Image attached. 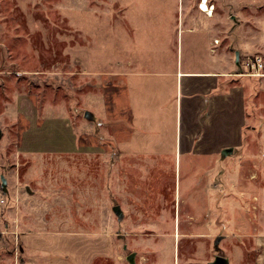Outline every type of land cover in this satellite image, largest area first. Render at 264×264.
<instances>
[{"label": "rangeland", "instance_id": "374dc122", "mask_svg": "<svg viewBox=\"0 0 264 264\" xmlns=\"http://www.w3.org/2000/svg\"><path fill=\"white\" fill-rule=\"evenodd\" d=\"M198 1L0 0V194L3 176L21 226L110 233L113 264L129 251L136 264H264V0H208L209 16ZM180 29L195 56L183 64L215 50L228 76L211 118L215 171L188 182L182 155L178 188L171 160L117 151L112 99L125 100L124 72L173 65ZM1 248L15 262L0 233Z\"/></svg>", "mask_w": 264, "mask_h": 264}, {"label": "crops", "instance_id": "0c3cea01", "mask_svg": "<svg viewBox=\"0 0 264 264\" xmlns=\"http://www.w3.org/2000/svg\"><path fill=\"white\" fill-rule=\"evenodd\" d=\"M181 32L180 29L172 66L124 72L125 100L112 99L117 111L112 114V134L116 138L113 143L117 151L129 157L144 155L146 161L153 164L171 160L178 188L182 155L189 156L194 164L186 171L188 182H195L202 170H215L217 152L214 145L211 148V118L215 115L218 98H227V92L218 93V76H228L218 75L216 62L210 63L211 56L215 59V50H207L198 67L183 64L184 56L187 61L195 56L189 48L183 50ZM232 91L233 88L228 89V93ZM123 116L127 119L125 124L120 120ZM5 186L1 189L4 201L0 204V233L11 239L12 247L17 244L19 255L14 262L12 255L1 248L0 264H107L111 260L113 264L120 261L110 233L71 229L67 225L57 226L54 221L45 226H21V209L8 198L15 185L8 186L6 182Z\"/></svg>", "mask_w": 264, "mask_h": 264}, {"label": "water", "instance_id": "95a60500", "mask_svg": "<svg viewBox=\"0 0 264 264\" xmlns=\"http://www.w3.org/2000/svg\"><path fill=\"white\" fill-rule=\"evenodd\" d=\"M84 116L87 118H90L91 115L88 111H84ZM1 132V131H0ZM6 184V180L3 176H1V186H5ZM114 212L118 215L121 216V210H120V206L119 205H115L113 207ZM135 252H130L129 254H127L125 256V260L129 263V264H136L135 263ZM210 264H229V260L228 258L222 256V255H215L213 260L210 262Z\"/></svg>", "mask_w": 264, "mask_h": 264}, {"label": "bare ground", "instance_id": "6f19581e", "mask_svg": "<svg viewBox=\"0 0 264 264\" xmlns=\"http://www.w3.org/2000/svg\"><path fill=\"white\" fill-rule=\"evenodd\" d=\"M198 3H199V5H197V7H199L200 9L206 11L209 15H211L213 8H211L212 6L209 7L208 0H199ZM216 42H217V40H216ZM217 73H218V75L227 74V73H224V72H217ZM254 73H256V72H254ZM254 73H252V74H254ZM246 75H251V74H246ZM256 75H259V74L257 73ZM251 178H255V175L252 174Z\"/></svg>", "mask_w": 264, "mask_h": 264}, {"label": "flooded vegetation", "instance_id": "af4514ba", "mask_svg": "<svg viewBox=\"0 0 264 264\" xmlns=\"http://www.w3.org/2000/svg\"><path fill=\"white\" fill-rule=\"evenodd\" d=\"M209 6H210V4H209ZM213 171H215V170H213ZM214 173H213V177H212V180L214 181L215 180V177H214ZM192 217H201L199 214L198 215H194V216H192ZM118 235L120 236L121 235V231H118ZM122 248L123 249H125L126 248V246L123 244L122 245ZM125 252V251H124ZM130 253V251L129 252H127L125 255H127V254H129ZM135 255H136V253H135ZM177 257V256H176ZM134 259H135V257H134Z\"/></svg>", "mask_w": 264, "mask_h": 264}, {"label": "built area", "instance_id": "2783aa9c", "mask_svg": "<svg viewBox=\"0 0 264 264\" xmlns=\"http://www.w3.org/2000/svg\"><path fill=\"white\" fill-rule=\"evenodd\" d=\"M257 63V62H256ZM255 63H252V67H255ZM256 68V67H255ZM260 70V69H259ZM259 70H258V72H259ZM257 72V71H256ZM3 197H2V195L0 194V203H3Z\"/></svg>", "mask_w": 264, "mask_h": 264}]
</instances>
